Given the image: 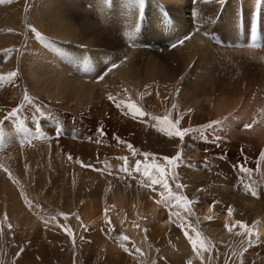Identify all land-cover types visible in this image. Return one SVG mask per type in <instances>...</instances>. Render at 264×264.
<instances>
[{
	"label": "bare ground",
	"instance_id": "bare-ground-1",
	"mask_svg": "<svg viewBox=\"0 0 264 264\" xmlns=\"http://www.w3.org/2000/svg\"><path fill=\"white\" fill-rule=\"evenodd\" d=\"M223 2L146 0L142 21L134 0H11L0 4V75L7 77L10 72H18L11 82L7 78L0 81V219L11 225L10 235L15 233L11 246L40 249L46 260L42 264L51 263L46 259L51 257L49 253L57 262L68 259V250L60 243L62 234L48 231L47 220L59 218L57 213H78L69 219V224L77 236H86L88 242L81 244L82 254H72L73 264H155L161 253L160 264H264L259 253H264V244L261 250L243 253L249 239L264 243V105L259 113L250 104V108H239L226 116L225 124L237 132L241 129L236 126H242L239 134L246 136L243 139L236 138L240 136L236 130L235 138L225 134L223 123L222 129L207 127L211 121L195 114L197 110L188 109L198 103L196 92L209 87L212 94L217 87L213 70L219 67L223 53L207 33L234 41L235 12L239 6L248 10L250 5L249 0ZM167 14L170 20L166 19ZM262 17L264 20V10ZM32 28L44 39H37ZM186 35L190 38L182 45L170 47ZM227 49L236 50V58L241 56L240 64L247 66L242 67L244 70L257 67L264 74L260 52ZM113 63L117 66L99 79ZM229 66L226 67L236 65ZM237 71L234 70L235 75L240 70ZM245 73L241 77L246 79ZM257 80L260 77L254 80L259 84ZM229 82L231 85L233 80ZM239 83H235L238 88ZM238 88L230 90L232 98L238 97ZM222 92L219 94L225 97ZM26 93L35 98V103L25 101ZM226 100H216L218 111H230L231 102ZM129 105L140 108L145 115L129 114L133 111ZM38 107L42 114L37 113ZM17 108V115L10 117L9 113ZM251 108L259 114L256 122ZM44 115L47 118L41 117ZM164 118L179 121L178 127L190 131L183 139L169 137L160 131ZM10 121L17 122L9 124ZM247 124L251 127H245ZM100 128L106 135L101 134ZM186 149L194 154L187 157ZM143 153L155 155L144 157ZM177 154L189 169L172 172L171 176L175 183L188 185L190 201L198 202L186 203L191 212L177 199L178 208L168 211L167 203L155 201L141 182L133 186L114 182V169L110 170L111 176L106 174L109 177L101 179L100 175H84L86 170L77 164L80 161L94 167L99 158L116 156L124 164L121 158H127L129 171L137 161L151 170L161 167L160 161L170 168L167 161L155 158ZM245 161V166L253 170L251 173L240 170L239 165ZM196 168L203 171L204 178L198 171L193 172ZM115 169L119 174L122 168L117 165ZM5 174L18 184L7 182ZM103 179L108 180L107 184ZM170 184L174 190L173 182ZM223 184L238 190L249 186L257 195L232 196L231 192H224L229 187ZM146 198L150 203H146ZM31 212L46 225L44 228L32 219ZM107 217H112L118 228H124L122 234H128L137 259L125 256L100 238L98 231ZM129 217L134 220L132 223ZM240 221L250 227L242 239ZM56 222H61V218ZM82 225L89 229V235L81 232ZM186 232L196 241L195 248ZM3 235L1 223L0 242ZM211 242L216 250L211 248ZM14 255L8 250L3 262L13 264ZM24 255L15 264H39L35 255Z\"/></svg>",
	"mask_w": 264,
	"mask_h": 264
},
{
	"label": "rangeland",
	"instance_id": "rangeland-1",
	"mask_svg": "<svg viewBox=\"0 0 264 264\" xmlns=\"http://www.w3.org/2000/svg\"><path fill=\"white\" fill-rule=\"evenodd\" d=\"M31 5V4H30ZM204 45H206V44H204ZM205 47H207V46H205ZM214 48H216L215 46H214ZM227 47H221L219 50L223 53V59L221 60H219V67L217 66V67H215V69L213 70V75L215 76V77H217L216 78V84H217V87L215 86V88H214V92L211 94V92L209 91L211 88H209V87H207V90H206V88H205V90L204 91H198V93L196 92V97H200L199 98V100H198V103H197V105H195V107H192V108H188L189 110H191V111H198V112H195V114H199V115H202V116H205L209 121H218L219 122V125H217L220 129H222L223 128V131L224 132H226L225 134H227V133H229V137H234L235 138V135H237V134H235L234 132H235V130H236V133H238L239 134V132H241L242 131V126L240 127V126H236V127H238V130L239 129H241L239 132H237V129H235L234 130V128L235 127H231V126H229V124L228 123H226L225 124V122H226V116H228L229 117V115L230 114H232V113H234V111L237 109H239V108H243V109H245L247 106H249V108H250V104H251V106L253 107H257V110H255L256 112H261L262 111V109H261V107L264 105V103H262V101L264 102V87L261 89L260 87H262V86H264V85H262V84H264V82H263V80H264V74L261 72V70L259 71V68H257V67H253L252 69H250L249 68V70L247 71V70H244L245 69V67H247L246 65H242V64H240L241 63V61H240V59L239 58H241V56L240 57H235V55H236V50H230V49H227ZM226 51V52H225ZM233 52L235 53V54H233ZM221 53V54H222ZM225 53V54H224ZM230 53V54H229ZM226 54H227V56H226ZM233 54V55H232ZM238 55V54H237ZM236 55V56H237ZM234 56V57H233ZM239 56V55H238ZM224 57H225V59H224ZM233 58H235L236 60H234ZM227 59V60H226ZM225 60V61H224ZM239 60V61H238ZM222 61V62H221ZM230 61V62H229ZM223 62H225V63H223ZM221 63H223V64H221ZM233 65H232V64ZM223 65V66H221V65ZM234 64L236 65V66H234ZM224 65H225V68H226V70H225V68H224ZM229 65H231V66H234V67H231V68H228V67H230ZM226 66H228V67H226ZM253 66H255V65H253ZM222 67V68H221ZM239 67H240V69H239ZM244 69H243V68ZM233 68V69H232ZM217 69V70H216ZM227 69H230V70H227ZM240 71H239V70ZM243 69V70H242ZM234 70L235 71H239V73L240 72H242V74L244 73V72H246L244 75L246 76V79L245 78H243V77H241V73L239 74V73H237V75H235V72H234ZM242 70V71H241ZM252 70V71H251ZM230 71V72H229ZM232 71V72H231ZM237 71V72H238ZM230 74H229V73ZM234 72V73H233ZM259 72H261V73H259ZM227 74V76L225 75V74ZM249 73H250V75L251 76H248L249 75ZM218 74V75H217ZM229 74V75H228ZM263 74V75H262ZM217 75V76H216ZM261 75V76H260ZM230 76V77H229ZM253 76H255L256 77V79H259V77H260V80L262 81V83L260 82V80H257V81H259V84L258 83H256V81H255V83H254V80H256L255 79V77H253ZM227 77H229V78H227ZM247 77H249V78H247ZM258 77V78H257ZM263 78V80H262V78ZM233 78V79H232ZM239 79L238 80V83L240 82V80H242L241 78H243L244 80H246L245 82H244V80H242L241 81V84H240V86L242 87H240V88H238L237 86L238 85H236V84H238L237 82H235L234 80H236V79ZM252 78V79H251ZM229 79V80H228ZM219 80V81H218ZM221 80V81H220ZM232 80H233V83H232ZM248 80V81H247ZM251 80H252V82H251ZM226 81V82H225ZM228 81H231V82H229L230 84L232 83V84H235L234 86H235V88H234V86L232 87L231 85H228ZM237 81V80H236ZM243 82H244V84H243ZM247 82L249 83V85H247ZM224 83H226V84H224ZM253 83V84H252ZM219 84V85H218ZM254 84L255 85H257V86H254ZM222 86V87H221ZM229 88H228V87ZM193 88H194V86H192ZM225 87H227V89H229V90H227ZM252 87H254V88H252ZM256 87V88H255ZM209 88V89H208ZM236 88H238V91L237 92H239L238 93V97H237V93H235L234 95H236V96H234L233 94H232V96H234L233 98L235 99V101H236V103L237 104H235L234 102V100H233V98L231 97V94H229V92H230V90H231V92H232V90H234V89H236ZM260 88V89H259ZM223 90V92H222V90ZM240 89V90H239ZM257 89H258V91H261V92H256L257 91ZM226 90V91H225ZM212 91H213V89H212ZM219 91V92H218ZM210 92V93H209ZM222 92V94L224 93V95H225V97L224 96H221V94H219V93H221ZM225 92H228L227 94L228 95H230V97L227 95V97H226V94H225ZM236 92V91H235ZM234 93V92H233ZM240 93L241 94H243V95H240ZM257 93V94H256ZM201 96H200V95ZM204 94V97L202 96ZM219 94V95H218ZM251 94V95H250ZM254 94V95H253ZM247 95L249 96V98L247 97ZM252 95H253V97L255 98H253L252 97ZM257 95V96H256ZM259 95V96H258ZM214 98H213V97ZM242 98L241 100H240V98ZM261 97V98H260ZM202 98V99H201ZM207 98V99H206ZM215 98H217V99H215ZM223 98H227V100L226 101H224V102H226V103H228L229 104V102H231L230 103V106H231V109H230V111H218V109H217V107H216V105H217V102H216V100H223ZM230 98V99H229ZM246 98V99H245ZM189 99L190 98H188V100L187 101H189ZM214 99V100H213ZM250 101V103H249V101ZM251 99V100H250ZM252 99H254V100H252ZM259 99V100H258ZM204 100V101H203ZM211 102H210V101ZM225 100V99H224ZM244 100H246V101H244ZM203 101V102H202ZM228 101V102H227ZM234 101V102H233ZM255 101V102H254ZM258 101V102H257ZM232 102L235 104V105H233L232 104ZM205 103V104H204ZM252 103H253V105H252ZM209 104V105H208ZM240 106H239V105ZM248 104V105H247ZM255 104H256V106H255ZM187 105V104H186ZM234 106V107H233ZM181 107H183V106H181ZM209 109H208V108ZM215 107V108H214ZM260 107V109H258ZM199 108H202L201 110L199 109ZM263 108H264V106H263ZM120 108H117V110H119ZM211 109V110H210ZM252 109V108H251ZM69 110L70 109H68L67 110V112H69ZM205 110V111H204ZM231 110H232V112H231ZM253 111H252V113H251V115H253L254 117H255V122L257 121V116L259 115V114H255L256 112H254V109H252ZM263 111H264V109H263ZM201 112V113H200ZM211 112V113H210ZM227 112H228V115H227ZM231 112V113H230ZM258 112V113H259ZM209 114H210V116H209ZM217 117H216V116ZM222 115V116H221ZM224 116H225V119H224ZM41 117H44V118H47V115H44V116H41ZM212 117H213V119H212ZM219 118H222V119H219ZM224 122H223V121ZM208 121V122H209ZM17 121H10V122H8L9 124H13V123H16ZM248 123L250 122V120L249 121H247ZM222 123L223 124H225L224 125V127H226V126H229V127H231V129H229L228 131H226L227 130V128H229V127H227V128H224V127H222L221 128V126H222ZM100 124V123H99ZM244 125V124H243ZM248 125V124H247ZM85 134V133H84ZM240 136H238V137H236V138H244V137H246V136H242V135H244V134H239ZM95 137H90V138H88V139H94ZM66 139V138H65ZM233 140H235V139H233ZM237 141V140H236ZM244 143H245V141H244ZM114 150V149H113ZM112 150V151H113ZM188 151V152H187ZM194 153H192V150H189V149H186V152H185V155L187 156V157H191L192 155H193ZM138 155H140V154H138ZM181 156V155H180ZM155 159H158V158H155ZM154 159V160H155ZM182 159V158H181ZM113 161V162H112ZM155 164H159V162L158 161H156V162H154ZM153 163V164H154ZM160 163H161V167H163L164 169H165V172H164V174H163V179H165L166 181H167V183H168V185H169V187L168 188H164V187H162L161 185H159V184H156V185H151V186H149L150 185V181H149V177L148 176H145L144 174H143V172H136L134 169H135V165H134V167H131L130 169H131V171H129V168H128V166H127V168H128V171L127 172H125L123 169H124V167H125V164L124 163H121L118 159H117V157L115 156V157H112V158H99L96 162H95V165L96 166H94V167H96V168H94V167H86V166H84V165H86L85 164V162H84V164L82 163V162H80V161H78V166L81 168V169H83L85 172H84V175H87V174H89V175H93V176H95L96 177V175L98 176V175H100L99 177L102 179V177H109V176H111V172H113L112 174V176L111 177H113L112 179L114 180V182H126V183H128L129 185H136L138 182H141L145 187H146V189L148 190V193H150V195L152 196V197H154V199H155V201H158V202H163V201H168L167 202V206H166V209L168 210V211H170L171 209H177L178 207H176L175 206V204H177V203H180V204H182L183 206H188V208H191L188 204H186L187 203V201H190L191 200V197L190 196H188V194H187V189H188V185H186V187L185 188H183V189H177L176 188V184H182L181 182L180 183H175V181H174V179H173V177L171 176V173L172 172H175V171H178V170H180V169H183L182 171L183 172H185V170H187V169H189V167L188 166H186L181 160L179 161V162H176L177 163V167H175V168H173L172 166L170 167V168H168V167H166V166H164L165 164H164V161H160ZM117 165H119V166H121V170H119V174H118V171L115 169L116 168V166ZM142 168L143 167H145V165L144 164H142V166H141ZM111 169H114V171H116V173H114V171L112 170L111 172H110V170ZM2 170L3 171H6V170H4L3 168H2ZM152 170V169H151ZM151 170H149V171H151ZM109 171V172H108ZM195 171H198L201 175H202V177L204 178V174H203V171L200 169V168H196V170H193V172H195ZM5 173V172H4ZM102 174H105V175H102ZM106 174H108V175H106ZM118 174V175H117ZM6 175V174H5ZM102 175V176H101ZM123 175V176H122ZM7 176V182H11V183H14V184H18V182L17 181H15V180H13L12 179V177L11 176H9V175H6ZM115 177H117V178H115ZM91 178V177H90ZM153 178H159V177H153ZM123 179V180H122ZM126 179V180H125ZM104 181V184H107V182L106 181H108V180H102V182ZM170 182H173V184H174V186H175V189L173 190V188H172V186H171V184H170ZM224 185V184H223ZM223 185H220V187L221 186H223ZM153 186H155V187H153ZM224 186H227V187H229V188H224V192H226V193H230L232 196H242V197H246L247 195L249 196V195H252L251 194V191H248V190H246V188L244 187V190H238V188H233V186H232V188L229 186V185H224ZM217 187H219V185H217ZM249 187V186H248ZM226 189V190H225ZM222 190H223V188H222ZM228 190H229V192H228ZM202 191V190H201ZM233 191H234V193L236 194H234L233 193ZM169 192H172L173 193V195L174 196H182V197H186V200L185 199H172V200H169L168 198H169ZM239 192V193H238ZM246 192L248 193L249 192V194H246ZM25 194L23 193V192H21L20 193V197H23ZM258 197H259V195H258ZM27 201H28V199L27 198H25ZM148 200V201H147ZM174 200V201H173ZM175 200H176V202H175ZM193 200H195V199H193ZM146 203L148 204V203H150L149 202V199L148 198H146ZM178 205V204H177ZM27 208H29L30 209V206H28ZM180 208H182V206L180 207ZM192 209V208H191ZM57 213V212H56ZM58 215H59V218H57V217H50L52 220H47V230L48 231H50V232H53V233H56L57 235H58V233H61L62 235H61V245H63L62 246V248L63 249H67L68 250V256H69V258L68 259H60V261L59 262H57L55 259H54V256H52V253H49V255L51 256L50 258H46L47 259V262H51V263H45V264H73V262H72V260H71V256H72V254L73 253H79V254H82L83 253V251H82V249H81V244H83V243H86V242H88V240H87V238H86V236H82V237H79V236H77L76 234H75V228L74 227H72L70 224H69V219L70 218H73V217H76V216H79V214L78 213H71V214H68V213H57ZM34 215L35 214H33L32 212L30 213V216L32 217V219L34 218ZM164 217H167V216H164ZM61 218V222H56L58 219H60ZM181 218H179L178 220H180ZM183 219H186V218H183ZM1 220V222H0V224L2 223L3 224V240L0 242V264H2V263H5V262H3V260H4V255H5V252H7L8 250H11L15 255H14V257H15V260L13 261V264H15V263H17L18 262V259L19 258H22V255H24V257L26 256V253H27V255L29 254V255H35L34 257V259H36L37 258V263H38V261H39V264H42L44 261H46L45 260V257H43L42 256V254H44V252H42L40 249H37V248H31V247H25V248H27V249H25V248H23V249H21V247L19 248V247H17V246H11L10 244H12V240H13V238L12 237H16L15 236V233H13V235H10V233H11V229L9 228V226H8V223L4 220V219H0ZM33 220H35L40 226H42L43 228L46 226V225H42V223H40V221H39V217L37 218H34ZM129 222H133L134 220L131 218V217H129ZM52 223V225L51 224H48V223ZM110 222V223H109ZM133 225V224H132ZM135 225H137V226H139L137 223H135ZM247 228H250L249 226L247 227ZM55 230V231H54ZM69 232H71L72 233V235H69L68 233ZM82 233H85V235H89L90 234V231H89V229H87L84 225H82V231H81ZM99 232V234H100V238L101 239H103V240H106L108 243H111V244H113L114 246H116V248L119 250V251H121L122 253H124L125 254V256H127V257H129V258H132V259H137L138 258V256L136 255V254H134L133 253V251H132V247L130 246V238L128 237V234H122V232H125V230H124V228H122V229H120V228H118V226H117V224H116V222L114 221V219L111 217H107V219L105 220V222L102 224V227H101V229H100V231H98ZM247 232H248V230L247 229H243L242 230V232H241V234H240V238L242 239L243 237H245V235L247 234ZM79 237V238H78ZM125 237H127V239H125ZM247 239H245L244 241H246ZM227 242V241H226ZM127 243V244H126ZM205 243L206 244H208V241L207 240H205ZM259 243V242H258ZM258 243H256V242H252L251 244H248L247 246H245V248H244V250H243V253L244 254H248V253H250V252H254V251H256V249H258V250H261V249H263V247H261L264 243H262L261 245H260V243H259V246L257 245ZM5 244V245H4ZM9 245V246H8ZM255 245H256V247H255ZM252 246H253V248H252ZM12 247V248H11ZM59 247H60V245H59ZM249 247H251L250 249H249ZM8 248H10V249H8ZM61 248V247H60ZM211 248L213 249V250H216V246L211 242ZM253 251H252V250ZM24 250H25V253H24ZM27 250V251H26ZM36 250V251H35ZM155 250H157V249H155ZM212 250V251H213ZM249 250H251V251H249ZM264 250V249H263ZM35 251V252H34ZM246 252H248V253H246ZM264 252V251H263ZM35 253V254H34ZM37 253H38V255H37ZM242 253V254H243ZM262 256H263V258H262V260L264 259V253H262V252H259ZM243 254V255H244ZM21 255V256H20ZM17 258V259H16ZM42 258V259H41ZM40 259V260H39ZM43 259H44V261H43ZM160 259H162V253L160 254V257L157 259V264H160ZM261 260V261H262ZM20 261V260H19ZM42 261V262H41ZM20 262H22V261H20ZM155 263V264H156ZM245 263V262H244ZM6 264V263H5ZM76 264V263H75ZM154 264V263H153ZM245 264H247V261H246V263Z\"/></svg>",
	"mask_w": 264,
	"mask_h": 264
},
{
	"label": "snow or ice",
	"instance_id": "snow-or-ice-1",
	"mask_svg": "<svg viewBox=\"0 0 264 264\" xmlns=\"http://www.w3.org/2000/svg\"><path fill=\"white\" fill-rule=\"evenodd\" d=\"M11 2V0H0V4H3V3H9ZM145 2L146 0H134V3L138 6L139 8V13H140V20L142 21L143 19V15H144V7H145ZM221 2H223V0H221ZM32 31L35 35V37L37 39H44V37L42 36V34L37 31L35 28H32ZM190 37L189 36H184L182 37L181 39H179L178 43H173L170 47L172 48H175L178 46V44L182 45L185 40L189 39ZM117 65H115L114 63L111 64L109 67H107V69H105V71L99 75V79H103L104 75L107 74L108 71H111V69L113 67H116ZM18 75V72H10L7 74V77L3 76V75H0V81H3L5 78H7L10 82L12 80V78L16 77ZM25 101L28 103V104H33L35 103V98L33 97H30L27 93L25 94V97H24ZM109 99L112 100L113 98L111 96H109ZM114 103H117L116 101H113ZM117 107H120V104L117 103ZM129 108L133 109V111L129 114H132V115H136V114H139V116H144L145 113L138 107H135V106H132V105H129L128 106ZM176 105H173V108H175ZM37 113H41V109L38 107L36 109ZM19 112V108L17 109H13L10 113H9V116L10 117H15L17 115V113ZM42 114V113H41ZM159 119V118H158ZM178 124H179V121H176V122H172L170 120H168L167 118H164V127H161L160 128V131L164 132L166 135H168L169 137H179L180 139H183L185 134L188 133L190 131V129L188 128H183L181 129L180 127H178ZM219 125V122L218 121H213V122H210V124L207 126L209 128H214L215 126ZM201 127H204V126H201ZM245 127H251V125H245ZM99 131L101 132L102 135H106V132L104 131L103 128H100ZM3 135V130L0 129V136ZM115 139H117V141L119 142L120 141V138L119 137H116ZM99 142V141H97ZM126 143V142H125ZM129 147H131V145H129ZM144 157H153L155 154H152V153H143L142 154ZM261 157L264 158V151L261 152ZM69 159H71V156H69ZM124 160L125 162V167H124V171L127 172L128 171V168H127V158H121ZM158 159H163L165 161H167L169 164L172 165L173 168L177 167V163H173V161H176V162H179L181 160V156L180 154H177L175 157H162V158H158ZM83 163V162H82ZM247 161L244 162V164L242 165H239L240 167V170L243 171V172H246V173H251L253 170L250 169V168H247L245 165H246ZM141 164L142 162L141 161H137L136 162V165H135V171L136 172H143V174L145 176H148L149 177V181H150V185H156V184H159L161 185L162 187L164 188H168L169 185L167 183V181L165 179H163V174L165 172V169L163 167H159V166H155L153 167V169L151 171H149V168L147 166L145 167H141ZM86 167H92V165H84ZM233 167H238V165H233ZM153 177H159V178H153ZM186 185H183V184H176V188L177 189H183L185 188ZM246 190L248 191H251V194L253 196H256L257 195V191L255 189H250L248 186H245ZM169 200H172V199H185L186 200V197H182V196H174L172 192H169ZM165 203H167L168 201H163ZM187 203L189 204H192V203H198V202H194V201H187ZM192 209L189 208V212H191ZM229 212L231 213V209H229ZM208 219H211L210 217ZM110 223V222H109ZM239 223V226L242 228V229H247V225L243 222V221H240L238 222ZM9 228H11V225H9ZM69 235H72L71 232L68 233ZM185 235L187 236L188 240L191 241L193 243V247L195 248L196 246V241L193 240L192 236L191 235H188V233L186 232ZM197 237H199L200 233L197 232L196 233ZM125 239H127V237H125ZM249 244L252 243L251 239H249L248 241Z\"/></svg>",
	"mask_w": 264,
	"mask_h": 264
}]
</instances>
